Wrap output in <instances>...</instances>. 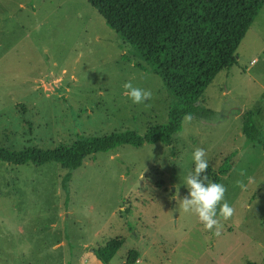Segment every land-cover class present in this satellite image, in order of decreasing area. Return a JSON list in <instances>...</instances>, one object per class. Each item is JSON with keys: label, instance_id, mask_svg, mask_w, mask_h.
I'll use <instances>...</instances> for the list:
<instances>
[{"label": "rangeland", "instance_id": "374dc122", "mask_svg": "<svg viewBox=\"0 0 264 264\" xmlns=\"http://www.w3.org/2000/svg\"><path fill=\"white\" fill-rule=\"evenodd\" d=\"M236 56L200 97L214 113L183 118L170 144L119 145L72 170L0 161V264H127L132 250L131 264H264V144L246 141L240 115L253 112L263 139L264 4ZM126 81L151 99L133 104ZM171 103L154 65L86 0H0V146L143 134L167 123ZM197 147L210 180L225 169L221 203L233 208L211 231L180 207ZM115 238L118 250L98 259Z\"/></svg>", "mask_w": 264, "mask_h": 264}, {"label": "trees", "instance_id": "16d2710c", "mask_svg": "<svg viewBox=\"0 0 264 264\" xmlns=\"http://www.w3.org/2000/svg\"><path fill=\"white\" fill-rule=\"evenodd\" d=\"M86 1L110 28L154 65L172 96L167 123L154 125L143 134L129 129L102 136L78 134L70 144L53 148L30 146L12 150L0 146V161L37 166L57 162L72 170L81 166L87 156L119 145L170 144L185 115L205 118L214 113L200 105V97L218 72L236 64V49L264 4V0ZM240 115L246 141L264 144L253 112L245 110ZM223 174L224 168L211 180L219 183ZM121 244L120 238L109 240L96 249V257L107 263ZM136 257L137 252L130 251L126 263H134Z\"/></svg>", "mask_w": 264, "mask_h": 264}, {"label": "clouds", "instance_id": "9594fccd", "mask_svg": "<svg viewBox=\"0 0 264 264\" xmlns=\"http://www.w3.org/2000/svg\"><path fill=\"white\" fill-rule=\"evenodd\" d=\"M124 95L133 104L143 105L152 97V92L143 89L131 81L123 84ZM185 121H191L190 115H185ZM193 167L183 178V185L187 188V195L180 199V207L185 213L195 214L198 221L206 230H213L219 226L217 217L228 219L233 213V208L224 200L225 188L221 183L212 181L207 175L209 161L205 159L203 148H194L191 152ZM218 234V233H214Z\"/></svg>", "mask_w": 264, "mask_h": 264}, {"label": "crops", "instance_id": "0c3cea01", "mask_svg": "<svg viewBox=\"0 0 264 264\" xmlns=\"http://www.w3.org/2000/svg\"><path fill=\"white\" fill-rule=\"evenodd\" d=\"M139 261V259H138V254H137V257H136V261L135 262H138Z\"/></svg>", "mask_w": 264, "mask_h": 264}]
</instances>
